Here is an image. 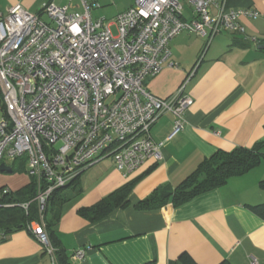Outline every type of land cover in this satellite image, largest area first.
<instances>
[{"label": "crops", "instance_id": "crops-1", "mask_svg": "<svg viewBox=\"0 0 264 264\" xmlns=\"http://www.w3.org/2000/svg\"><path fill=\"white\" fill-rule=\"evenodd\" d=\"M98 2L101 8L109 1ZM68 5L82 12L79 0H0V11L20 4L39 14L42 4ZM103 2V3H102ZM130 5L116 8L112 16ZM103 4V5H102ZM230 9L251 8L260 15L242 18L245 34L222 33L213 39L187 92L193 105L185 115L184 129L168 140L174 116L164 114L153 126L152 137L164 142L163 158L146 161L126 175L114 162H101L77 179L81 193L62 206L54 230L72 264H171L183 252L198 264H264V157L248 172L224 185L175 206L139 210L136 205L156 189L178 186L206 159L236 147L258 148L264 155V0H228ZM92 16L106 17V16ZM45 21H50L41 15ZM256 40V41H255ZM172 60L147 80L149 91L167 98L174 94L193 69L205 39L183 32L171 41ZM5 110L0 104V118ZM3 166L5 169H2ZM32 182L27 159H3L0 163V264H52L43 245L27 228H14L2 198L17 195ZM133 182L128 205L119 206L91 221L79 210L91 207L118 188ZM8 188L9 194L4 190ZM84 250L82 260L74 259Z\"/></svg>", "mask_w": 264, "mask_h": 264}, {"label": "built area", "instance_id": "built-area-1", "mask_svg": "<svg viewBox=\"0 0 264 264\" xmlns=\"http://www.w3.org/2000/svg\"><path fill=\"white\" fill-rule=\"evenodd\" d=\"M79 1L82 12L53 2L42 4L39 14L20 4L0 11V163L27 159L39 211L27 230L52 264L58 262L45 215L54 191L108 158L126 175L149 159L161 160L164 142L153 139V126L171 113L174 128L167 139L184 129L194 103L187 86L213 39L245 34L242 18L260 15L230 9L228 0H134L111 19L95 18L92 10L100 4ZM183 32L205 39L204 48L174 94L155 96L146 82L164 66H177L170 44ZM9 206L29 211V202ZM84 256V250L73 254ZM251 264H259L257 258Z\"/></svg>", "mask_w": 264, "mask_h": 264}, {"label": "trees", "instance_id": "trees-1", "mask_svg": "<svg viewBox=\"0 0 264 264\" xmlns=\"http://www.w3.org/2000/svg\"><path fill=\"white\" fill-rule=\"evenodd\" d=\"M0 104H2L4 108L1 91ZM263 157L264 155L258 150V148L249 149L236 147L231 151L219 152L212 158L201 162L197 169L185 178L178 186H162L156 189L148 198L140 201L136 207L139 210H156L164 207L170 202L175 206H180L202 193L224 185L230 178L248 172L257 166ZM77 179L69 186L71 189L70 191H63L66 188H60L54 191L45 215L47 233L49 240L55 249V256L58 264H72L54 230V227L59 221L63 204L81 193V190L77 188ZM132 184L133 182L126 183L97 204L80 209L79 213L82 216L89 217L91 221H95L109 214L116 207L128 205L127 198L131 191ZM36 195L37 184L36 180L32 178L31 184L24 190L20 191L16 196L11 195L7 198L5 195L2 198V202L8 203L21 204L29 202L28 213L20 206L7 208V210L14 211L10 213L14 214V216L7 215L8 220L16 223L14 228H17L18 226L27 228L29 222L39 218L38 205L35 200ZM171 264L198 263L190 253L183 252L178 260ZM220 264L232 263L228 260H224Z\"/></svg>", "mask_w": 264, "mask_h": 264}, {"label": "rangeland", "instance_id": "rangeland-1", "mask_svg": "<svg viewBox=\"0 0 264 264\" xmlns=\"http://www.w3.org/2000/svg\"><path fill=\"white\" fill-rule=\"evenodd\" d=\"M99 1L101 2V0H99ZM106 1H109L106 5L102 4L103 6L101 8L94 10L93 14L95 16H106V18L111 19V18H113L112 13L114 12V10H116V8H121V7L123 8L125 6L130 5V3H132V0H106ZM4 12H6V11H4ZM112 28H113L114 32H116L115 27H112ZM194 36H196V35H194ZM197 37H199V36H197ZM199 38H201V37H199ZM104 161L112 162V159L108 158V159H105ZM96 165H94V166H96ZM92 167H90V169ZM70 190L71 189L68 187V188L64 189L63 191H70Z\"/></svg>", "mask_w": 264, "mask_h": 264}, {"label": "water", "instance_id": "water-1", "mask_svg": "<svg viewBox=\"0 0 264 264\" xmlns=\"http://www.w3.org/2000/svg\"><path fill=\"white\" fill-rule=\"evenodd\" d=\"M2 167V169H5L3 166H1Z\"/></svg>", "mask_w": 264, "mask_h": 264}, {"label": "bare ground", "instance_id": "bare-ground-1", "mask_svg": "<svg viewBox=\"0 0 264 264\" xmlns=\"http://www.w3.org/2000/svg\"><path fill=\"white\" fill-rule=\"evenodd\" d=\"M66 188H68V186Z\"/></svg>", "mask_w": 264, "mask_h": 264}]
</instances>
